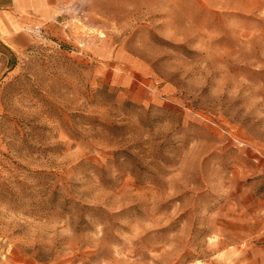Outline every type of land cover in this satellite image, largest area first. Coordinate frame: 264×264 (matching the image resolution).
<instances>
[{
	"label": "rangeland",
	"instance_id": "374dc122",
	"mask_svg": "<svg viewBox=\"0 0 264 264\" xmlns=\"http://www.w3.org/2000/svg\"><path fill=\"white\" fill-rule=\"evenodd\" d=\"M56 14L0 74V264H264V3Z\"/></svg>",
	"mask_w": 264,
	"mask_h": 264
},
{
	"label": "crops",
	"instance_id": "0c3cea01",
	"mask_svg": "<svg viewBox=\"0 0 264 264\" xmlns=\"http://www.w3.org/2000/svg\"><path fill=\"white\" fill-rule=\"evenodd\" d=\"M79 0H0V74L3 67L8 65L17 55L30 47L35 39V28L40 26L52 27L56 20L58 6ZM256 1L257 4L264 0ZM242 7L234 9L260 10L257 7Z\"/></svg>",
	"mask_w": 264,
	"mask_h": 264
}]
</instances>
